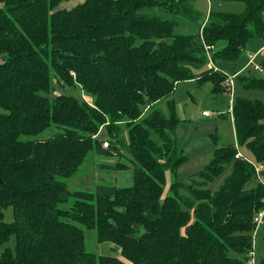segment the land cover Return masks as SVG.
<instances>
[{
    "label": "trees",
    "instance_id": "1",
    "mask_svg": "<svg viewBox=\"0 0 264 264\" xmlns=\"http://www.w3.org/2000/svg\"><path fill=\"white\" fill-rule=\"evenodd\" d=\"M70 1L0 0V248L15 239L0 264H249L264 208V102L235 91L264 92V77L245 66L232 75L236 141H218L187 184L173 179L189 161L174 93L184 81L226 92L229 74L208 65L264 47V0H227L246 10L211 11L196 36L174 33L199 22L195 0L58 8ZM52 127L61 131L33 138ZM92 152L123 159L112 169L130 163L132 184L70 192L64 180ZM89 230L117 254L87 252Z\"/></svg>",
    "mask_w": 264,
    "mask_h": 264
},
{
    "label": "rangeland",
    "instance_id": "2",
    "mask_svg": "<svg viewBox=\"0 0 264 264\" xmlns=\"http://www.w3.org/2000/svg\"><path fill=\"white\" fill-rule=\"evenodd\" d=\"M83 1L84 0L70 1L63 3L58 8H73L76 5L81 4ZM192 6L194 9H197L202 13V17L199 22L196 23L183 21L180 26L176 27L174 32L175 35L196 36V34L200 32L201 25L207 20L211 11L238 14L243 13L246 10L243 2L227 0H195L192 3ZM247 56L248 54L245 52L238 62L217 61L214 65L231 76L245 66L246 70H244V72L251 71L254 76L264 77L262 71H255L252 67H249L252 65L248 64L249 68L247 67ZM212 89L213 84L209 82L199 86L194 81H184L178 85L174 93L177 116L182 120L178 133V146L180 150H183L185 154L189 155V161L180 169L178 176L173 179L185 184L189 182L188 177L190 175L200 172L201 169L210 162L218 141L220 145H228L235 143L236 141L234 123L232 122L230 114L232 94L230 92L214 94ZM64 91L65 90L59 89L57 90V93H63ZM235 92L237 93V96H243L251 100H264V92L258 90H244L237 85ZM67 93L69 92L67 91ZM236 93L234 96H236ZM74 95L90 100V98L85 96L80 89H76ZM205 112H210L212 114L216 113L217 115L207 118L204 115ZM220 115H223V117ZM60 131V128L52 127L43 132V134L33 138L39 140L49 139ZM101 137L105 138V132H103ZM122 160L123 159L118 158L117 156H115V158H109L105 155L100 156L95 152L89 153L86 161L79 169L80 171L72 178L64 181L68 185L70 192H95L97 187L102 184L130 186L132 184L131 179L133 171L130 163L128 165L130 169L126 171L109 168V166L115 165L116 162ZM123 162L128 164L127 160ZM223 181L224 179L222 178L215 184V186H212V188H218ZM257 183V180L253 179L246 187L247 189L256 187ZM70 205L71 203L65 204L63 207L68 208ZM5 215L6 222L11 223L14 221L12 208L5 210ZM85 232L87 252L97 255L117 254L114 251V245L112 243L107 242L100 244L96 239L94 231L89 230ZM253 235L254 257H249L248 262L250 263L254 259L255 264H260L261 259L264 258V223ZM6 246L14 247L15 239L12 238L9 243L4 245L3 248H0V253Z\"/></svg>",
    "mask_w": 264,
    "mask_h": 264
},
{
    "label": "built area",
    "instance_id": "3",
    "mask_svg": "<svg viewBox=\"0 0 264 264\" xmlns=\"http://www.w3.org/2000/svg\"><path fill=\"white\" fill-rule=\"evenodd\" d=\"M248 57H249V65H253L258 71H262V67L260 64L256 63L255 59H256V55L254 54H248ZM209 68L212 69V68H215L216 70H218V68L216 66H214V64L212 63V61H210L209 63ZM235 77L234 76H231V75H228L227 78H226V82L224 84V87L226 88V93H231L232 96H233V92H234V88H235ZM231 106H232V103H231ZM231 108V107H230ZM233 109L231 108V111ZM205 117H213L214 115H217L216 113H210V112H206L205 114ZM105 146H108L107 144ZM263 205H264V200H263ZM264 219V208L261 209L259 211V213L257 214L256 218H255V221L257 223V229L256 231L260 228V226L264 223L263 221ZM254 257V252H252L250 254V258H253ZM249 264H255V261L254 259L252 260V262H250Z\"/></svg>",
    "mask_w": 264,
    "mask_h": 264
},
{
    "label": "crops",
    "instance_id": "4",
    "mask_svg": "<svg viewBox=\"0 0 264 264\" xmlns=\"http://www.w3.org/2000/svg\"><path fill=\"white\" fill-rule=\"evenodd\" d=\"M248 53H252L253 55L255 54L256 55V59H255V61H256V63H258V64H260L261 65V67H262V70H263V73H264V47H261V48H259L258 50H255V52H252V51H248ZM249 65H248V63H247V67H248ZM249 68V67H248ZM244 70H246V68L245 69H243L242 71L244 72ZM251 72V71H250ZM252 73V72H251ZM240 92V91H239ZM238 92V93H239ZM263 102H264V100H263ZM206 113V112H205ZM214 116H216V115H214ZM208 118V117H207ZM245 154L249 159H251L252 160V156H251V154L250 153H248V152H246L245 150H243V152H242V154Z\"/></svg>",
    "mask_w": 264,
    "mask_h": 264
}]
</instances>
